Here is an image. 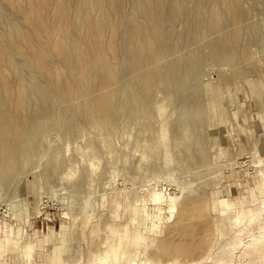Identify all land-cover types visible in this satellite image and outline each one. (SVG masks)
I'll list each match as a JSON object with an SVG mask.
<instances>
[{
  "label": "rangeland",
  "instance_id": "obj_1",
  "mask_svg": "<svg viewBox=\"0 0 264 264\" xmlns=\"http://www.w3.org/2000/svg\"><path fill=\"white\" fill-rule=\"evenodd\" d=\"M75 1L0 0V264H264V0Z\"/></svg>",
  "mask_w": 264,
  "mask_h": 264
},
{
  "label": "bare ground",
  "instance_id": "obj_2",
  "mask_svg": "<svg viewBox=\"0 0 264 264\" xmlns=\"http://www.w3.org/2000/svg\"><path fill=\"white\" fill-rule=\"evenodd\" d=\"M53 1V0H52ZM63 1V4H65L66 6H65V9L63 10V8H60L58 11H56V16L58 17V18H60V19H62L63 21V25L66 27V26H68L69 28H70V25L68 24L67 25V21H66V16H67V13L69 12V9L71 8V6H72V4L73 3H76V1L75 0H62ZM68 1H69V5H68ZM46 2V1H45ZM93 1L92 0H88L87 1V9H91V10H93V8H94V10L96 9V4L95 3H92ZM111 3L112 2H110V5H111ZM93 7V8H92ZM151 9V5L150 6H148V9L147 10H150ZM114 9L112 8V9H109V11H111V13H112V17H111V14L109 13V20L111 19V21H112V19H113V11ZM91 19H93L92 17H91ZM115 20H116V18H115ZM110 22V21H109ZM93 24H94V22H92ZM117 23H118V21H117ZM92 24V25H93ZM98 24V23H97ZM97 24H95L93 27L92 26H90V30L88 31L91 35L92 34H94V32H95V30H96V27H97ZM110 27V26H109ZM114 27V26H113ZM68 28V29H69ZM101 29H103V27H101ZM98 31H100V29H98ZM64 39V38H63ZM55 40V39H54ZM4 52V51H3ZM7 53V52H6ZM5 54V53H4ZM47 69V68H46ZM4 142V141H3ZM2 148V147H1ZM2 150V149H1ZM0 150V151H1ZM5 155V154H4ZM4 162V161H3ZM3 164V163H2Z\"/></svg>",
  "mask_w": 264,
  "mask_h": 264
}]
</instances>
